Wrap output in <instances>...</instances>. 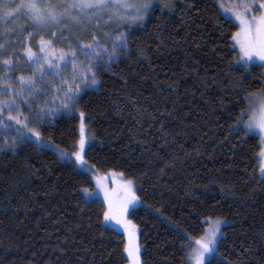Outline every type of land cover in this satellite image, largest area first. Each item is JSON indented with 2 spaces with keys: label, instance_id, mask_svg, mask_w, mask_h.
I'll list each match as a JSON object with an SVG mask.
<instances>
[{
  "label": "trees",
  "instance_id": "trees-1",
  "mask_svg": "<svg viewBox=\"0 0 264 264\" xmlns=\"http://www.w3.org/2000/svg\"><path fill=\"white\" fill-rule=\"evenodd\" d=\"M171 2L172 11L157 5L143 27L129 30L132 56L97 72L98 86L81 93L74 108L92 137L87 168L135 178L142 189L143 203L129 215L142 264H179L173 224L198 237L205 215L227 222L219 249L223 264H264L262 138L230 131L237 86L264 88V67L239 63L232 40L238 25L217 0ZM109 29L101 23L70 34V43L75 47L77 36L88 43L91 32L102 39ZM41 35L50 39L33 33V51ZM54 47L67 50L59 33ZM31 73L20 53L9 75ZM22 110L31 118L26 106ZM79 125L76 113H59L40 131L46 143L71 156ZM82 188H93L90 176L60 159L56 147L23 144L0 152V264H128L124 235L103 221L105 203H85Z\"/></svg>",
  "mask_w": 264,
  "mask_h": 264
},
{
  "label": "snow or ice",
  "instance_id": "snow-or-ice-1",
  "mask_svg": "<svg viewBox=\"0 0 264 264\" xmlns=\"http://www.w3.org/2000/svg\"><path fill=\"white\" fill-rule=\"evenodd\" d=\"M157 4L160 11H172L174 7L171 0H0V68L5 69L0 72V128L15 133L10 137V143L9 137L5 135L4 142L0 143V152H15L23 144H35L41 151L56 147L60 159L68 160L76 164L79 170H84L87 167V152L83 122L80 126V138L73 145L75 150L71 156L60 151L58 146L46 143L40 126L48 117L57 113L71 115L81 93L85 89L98 86L97 72L110 69L122 56H132L129 30L133 26L143 27L154 12L153 6ZM243 7L246 13L257 14L234 13L241 28L233 33L232 40L239 45V54L244 65L251 64L255 57L262 62L259 66L264 67V0H248ZM101 22L105 27L115 25L116 29H125L118 32L111 47L101 43L98 32L89 33L88 43H84L77 36L76 46L73 47L70 34L87 32L90 27L99 29ZM33 33L50 37L45 40L41 35L40 54L34 52L31 46ZM57 33L62 41L68 43L67 50L61 48L58 54L54 47ZM104 36L108 37L109 33L105 32ZM12 37L24 39H11ZM16 45H19V49ZM20 53L28 62L32 73L14 77L9 72L19 63ZM81 55L85 57L83 61L79 59ZM57 61H63V65ZM69 66L71 76L66 78L60 75V70H67ZM50 69H57L52 75L59 76L58 83L46 78ZM50 90L60 100L55 111L47 101L43 105L37 103V98L49 94ZM241 92L243 95H240ZM25 106L31 118L24 114L22 109ZM237 107L230 131H235L238 135L243 133L245 136L253 133L264 135V88L251 92L237 86ZM5 112L7 120L3 118ZM80 116L83 121V113ZM260 155L264 157V151ZM163 170L162 167L161 171ZM260 173L264 175V161L260 164ZM97 184H100L99 177ZM141 190L137 188L135 178L122 181L111 193L104 190L106 207L102 212L103 221H115L123 227L127 236L123 252L126 253L128 264H142L135 226L127 219V215L134 212L136 205L143 203L137 195V191ZM80 192L85 203L93 198V193L88 188H82ZM224 223L219 217L213 219L211 215H205L198 224L209 227L198 237L190 236L173 224L182 253L179 264H223L219 249L221 237L224 235L221 231Z\"/></svg>",
  "mask_w": 264,
  "mask_h": 264
},
{
  "label": "rangeland",
  "instance_id": "rangeland-1",
  "mask_svg": "<svg viewBox=\"0 0 264 264\" xmlns=\"http://www.w3.org/2000/svg\"><path fill=\"white\" fill-rule=\"evenodd\" d=\"M217 1L222 6L221 7V11L224 14V16L227 19L232 20L233 22H235L238 25V31L240 30L241 25H240V21L236 18V15L234 13H237L238 12L241 15H254V14H257L255 12H251V13H246L245 12V9H244L243 5L246 4V3H248V0H217ZM157 5H154L153 7H155ZM101 23H103V22H101ZM108 28H110V29L107 30V31H105V32H108L109 33V36L108 37H105L104 34H103V37H102V39L100 38V40H101V43L102 44H105L108 47H111V44H112L113 39H115L116 36L118 35V32H121V31H120V29H116V26L115 25H111ZM110 31H112L114 33H110ZM233 44H234V46H235V48H236V50L238 51V54H239V52H240L239 45H237L234 40H233ZM58 51L59 50H57V54H58ZM34 52H36L37 54H40L39 53V42L36 44V47H35V51ZM79 59L81 61H83L85 59V57H83L81 55L79 57ZM57 63L63 65V61H57ZM239 63L242 66H244V67L251 68L254 65L261 64L262 62L259 61L257 58L254 57L253 62L251 64L244 65V61L241 59L240 54H239ZM56 71H57V69H50V70H48L47 75H46V78H51V79L55 80L58 83L59 82V76H53L52 75V73L53 72H56ZM71 74H72V72H71V67L70 66H69V68L67 70H63V68L60 70V75L66 77V78L67 77H70ZM37 75H39V74H37ZM45 101L48 102L50 108L53 111H55L59 107V104H60L59 98H57L56 97V94L53 91H51V90H50L49 94L42 95V96H40V97L37 98V103H39L41 105H43L45 103ZM26 110H27V107H26ZM72 113H76L77 116L80 119L79 138H80V126H81V123L83 122V124H84V136H85L86 151H87L88 147L90 146V143H91L90 141H91L92 137H91V135H90V133L88 131L87 125H86V118H85V116L83 114V121H82L81 120V116H80V113L81 112H79L78 110H75V108H74V110H73ZM58 114L59 113H57V115ZM51 117H54V116H51ZM3 118L5 120H7V113L6 112L3 113ZM5 135H7L9 137V143H10L11 142L10 137L11 136H14L15 133L12 132L9 129L0 128V143H3L4 142ZM260 136L262 138V146H263V150L262 151H264V135H260ZM71 159L74 160V157H72ZM63 161L64 162L72 163V162H70L68 160H63ZM262 161H264V157H261L260 156L258 175H259V177L261 179H264V175H261V173H260V164H261ZM74 165H75L76 169L79 170L78 169V166L76 164H74ZM79 171L82 172V173L88 174L90 176L92 182H93V188L92 189H88L89 192H92L93 193V198L91 200H93V199H100L101 201L104 202V190L105 189L108 190L111 193L113 189L118 188V186L122 183V181L127 180L123 175H121L120 173H116V172H110V173H107V174L93 173L87 167L84 170H82V171L79 170ZM97 177L100 178V184L99 185L97 184ZM137 195H138V191H137ZM139 205H140V203H138L135 208H137ZM129 215L130 214L127 215V219L131 221L132 225H134L133 222H132V220L130 219ZM223 221L225 223L222 225V228H221V231L222 232H223V228L227 225V222L225 220H223ZM106 223H107V225L109 227L113 228L118 233L123 234L124 237H125V240L127 242V236L124 233V229H123L122 226L117 225L115 221H109V222H106ZM208 227H209V225H205V230ZM134 230H135V235H136V243L140 247V256H141L142 246L140 244L138 230L136 229V227H135ZM222 237H221V239H222ZM125 255H126V253H125Z\"/></svg>",
  "mask_w": 264,
  "mask_h": 264
}]
</instances>
